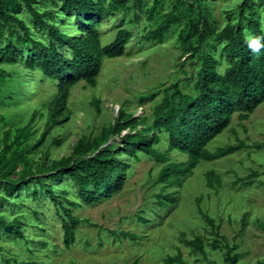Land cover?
I'll use <instances>...</instances> for the list:
<instances>
[{
  "label": "rangeland",
  "instance_id": "obj_1",
  "mask_svg": "<svg viewBox=\"0 0 264 264\" xmlns=\"http://www.w3.org/2000/svg\"><path fill=\"white\" fill-rule=\"evenodd\" d=\"M177 1L161 0L151 14L152 0H128L123 11L100 22L98 30L103 46L120 29L130 32L131 39L121 57L103 59L94 87L79 81L71 88L68 118L52 130L43 145L26 154L25 162L17 165L12 190L0 182V264H168L166 258L177 254L184 264H224V246L232 244L237 245L236 252L241 256L238 264H264V186L260 183L264 181V149H252L253 144L264 143V103L241 123L237 114L233 115L230 129L207 145L212 151L239 139L251 148L198 165L179 186L165 190V194L172 193L176 199L165 206L157 202L163 187L158 175L164 163L151 156L138 154L135 160L120 155V160H126L129 165L122 188L90 206L79 200L77 188L67 176L52 177L55 172L50 169L51 163L68 156L81 137L93 136L102 126L112 123L119 109L137 117L143 112L150 122L153 108L169 85L177 83L183 93L195 94L193 82L200 66L198 53L191 55L177 37L185 19L172 26L161 42L145 39ZM187 1L192 0H179L178 13L184 10ZM37 2L35 8L52 13L60 11L62 3L61 0ZM241 2L204 0L211 26L220 30L227 23H236ZM254 4L255 16L264 28V0H254ZM17 16L30 27L34 38L48 43L46 32L34 26L28 12L23 10ZM56 24L66 34L74 35L72 18L68 25L59 21ZM7 42L4 29L0 46L3 48ZM222 44L223 41L217 42L208 52L218 56ZM21 70L19 66L13 67L12 76L0 88V148L5 135L12 137L16 128L29 122L36 133L26 144L33 145L43 131L45 117L33 118L32 111L44 112L55 93L53 82L44 80L39 84V74L25 77L27 74ZM24 77L30 78V82ZM23 92L29 95L23 97ZM56 138L60 139L59 144L53 142ZM159 138L160 143L154 148L164 152L167 138L164 134ZM114 141L120 143L121 139L114 137L109 143ZM11 152L5 154L3 162L10 159ZM168 155L175 162L185 159L174 152ZM211 169L222 178L217 193L205 187L204 174ZM251 171H256L258 176L247 181L245 178ZM236 178L244 182L236 183ZM38 181L49 185L57 196L80 205L71 210L81 222L75 228L74 242L69 248L63 243L61 212L57 213L59 209ZM63 206L67 207L65 203ZM205 218L211 219L217 228L212 233ZM5 223H14V229ZM215 231L223 238L218 245H215ZM120 232L131 233L136 240L122 237ZM195 236L203 240V254L188 245Z\"/></svg>",
  "mask_w": 264,
  "mask_h": 264
},
{
  "label": "trees",
  "instance_id": "obj_2",
  "mask_svg": "<svg viewBox=\"0 0 264 264\" xmlns=\"http://www.w3.org/2000/svg\"><path fill=\"white\" fill-rule=\"evenodd\" d=\"M127 1L111 0L105 3V0H61L60 11L52 13L35 8L39 4L37 0H0V39L5 29L8 40L6 46H0V88L10 79L11 70L16 66L27 74L25 77L37 73L40 75L39 84L47 80L55 86V93L44 112L32 111L33 118L45 117L43 131L33 145L26 144L36 133L32 122H29L31 125L28 123L16 128L12 137L5 135L6 140L0 148V182L7 190L15 186L17 174L13 171L20 162H25L26 154L43 145L52 130L68 118L70 112L67 101L71 88L79 81L94 87L103 59L123 55L131 33L120 29L113 40L103 46L98 26L103 19L123 11ZM160 2L152 0L151 14L155 13ZM178 3L179 0L154 30L148 32L145 39L161 42L172 26L185 19L177 37L191 51V55L198 53L200 66L193 82L195 94H185L177 83H173L163 89L162 98L153 108L150 122L143 112L137 117L119 109L112 123L102 126L93 136L81 137L68 156L53 161L50 167L55 172L53 179L67 176L77 188L79 200L84 205L96 204L104 196H111L122 188L129 165L126 160H120V155L137 160L140 154L164 163L158 175L163 187L157 195V202L165 206L176 200L172 193L165 194V190L179 186L198 165L251 148L239 139L212 151L207 149V145L230 129L233 115L237 114V120L241 123L248 120L249 115L264 103V49L259 55L253 53L244 39L245 32L264 37V28L255 16L254 0H242L236 23H227L220 30H215L209 23L210 14L204 0L185 2L186 7L180 13L176 11ZM23 10L28 12L35 27L46 32L49 38L47 44L34 38L30 27L17 16ZM70 18L75 20L74 35L66 34L56 24L59 21L62 25H68ZM220 41L223 44L218 56L208 52ZM26 80L30 82V78ZM27 95L23 92V97ZM94 103L98 106L99 101ZM160 134L167 138L164 152L154 148L160 143ZM114 137L121 139V142L109 143ZM53 142L59 144L60 139L56 138ZM252 149H264V143L257 142L252 145ZM8 151H12L11 157L3 162ZM171 152L184 156V161L170 160L168 154ZM257 176L256 171H251L245 179L251 181ZM204 181L205 187L215 193L222 186V178L212 169L205 172ZM38 182L41 188H46L55 207L59 209L57 213L61 212L59 219L63 243L69 248L74 242L75 228L81 222L71 210L80 205L57 196L49 185ZM235 182L243 183L244 180L236 178ZM260 183L264 186V181ZM64 203L67 207L63 206ZM205 219L212 233L217 228L211 219ZM5 225L14 229L15 224ZM120 235L131 241L136 240V236L129 232H120ZM214 237L215 245L223 239L218 234ZM188 245L200 253L204 251L203 240L199 236H195ZM224 248V264H238L241 256L236 252L237 245H226ZM165 262L184 264L179 254L167 257Z\"/></svg>",
  "mask_w": 264,
  "mask_h": 264
},
{
  "label": "clouds",
  "instance_id": "obj_3",
  "mask_svg": "<svg viewBox=\"0 0 264 264\" xmlns=\"http://www.w3.org/2000/svg\"><path fill=\"white\" fill-rule=\"evenodd\" d=\"M247 47L251 49L253 53L260 54L261 49H264V37L255 35L251 32L245 33L244 36Z\"/></svg>",
  "mask_w": 264,
  "mask_h": 264
}]
</instances>
